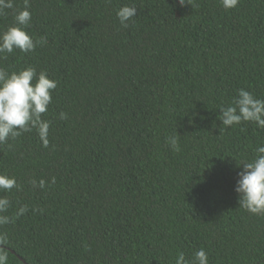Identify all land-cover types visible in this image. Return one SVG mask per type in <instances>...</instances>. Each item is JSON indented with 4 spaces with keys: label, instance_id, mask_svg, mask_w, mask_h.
<instances>
[{
    "label": "trees",
    "instance_id": "trees-1",
    "mask_svg": "<svg viewBox=\"0 0 264 264\" xmlns=\"http://www.w3.org/2000/svg\"><path fill=\"white\" fill-rule=\"evenodd\" d=\"M13 3L0 33L24 7ZM29 5L25 31L47 42L0 54V68L31 66L57 87L42 116L48 146L35 129L0 144V174L18 185L0 191L7 264H175L201 248L209 264H264V215L234 191L264 128L219 120L240 89L264 100V0ZM125 5L137 8L127 28Z\"/></svg>",
    "mask_w": 264,
    "mask_h": 264
},
{
    "label": "clouds",
    "instance_id": "clouds-1",
    "mask_svg": "<svg viewBox=\"0 0 264 264\" xmlns=\"http://www.w3.org/2000/svg\"><path fill=\"white\" fill-rule=\"evenodd\" d=\"M189 0H178L183 6ZM238 0H222L226 9L236 7ZM29 0H24L23 9L15 14V26H10L0 33V54H11L14 50L28 53L38 45L47 41L45 38L34 40L25 28L31 21ZM14 8L13 0H0V15ZM135 6H122L117 11V18L122 27L127 28L129 21L136 16ZM57 82L48 78L46 72L37 73L34 67H26L18 72L9 73L0 68V144L9 138H16L23 132L35 129L44 147L48 146L50 122L42 118L51 103L52 90ZM220 121L225 127L239 125L242 122H254L257 127L264 128V100L258 99L244 89L238 90L232 104L221 107ZM60 119H67V114L61 112ZM169 144L178 149V135L168 138ZM257 156L252 162L242 163L243 168L237 173L239 179L234 191L239 195V205L251 214L264 215V146H259ZM53 179V183H54ZM35 185L37 182L32 181ZM38 186L45 187V181L40 180ZM18 187L14 177L0 174V191L8 192ZM11 207V202L0 197V226L10 223V217L2 215ZM28 211L26 205L18 208L16 216ZM7 240L6 233H0V243ZM7 254L0 251V264H7ZM25 264V263H24ZM175 264H209L207 252L201 248L194 253L191 260L184 253H178Z\"/></svg>",
    "mask_w": 264,
    "mask_h": 264
}]
</instances>
